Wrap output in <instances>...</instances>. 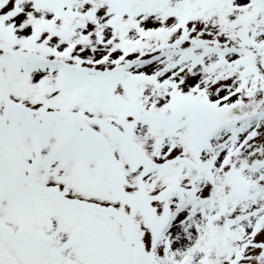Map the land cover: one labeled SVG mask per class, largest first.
I'll return each mask as SVG.
<instances>
[{
	"label": "snow or ice",
	"instance_id": "1",
	"mask_svg": "<svg viewBox=\"0 0 264 264\" xmlns=\"http://www.w3.org/2000/svg\"><path fill=\"white\" fill-rule=\"evenodd\" d=\"M0 264H264V0H0Z\"/></svg>",
	"mask_w": 264,
	"mask_h": 264
}]
</instances>
